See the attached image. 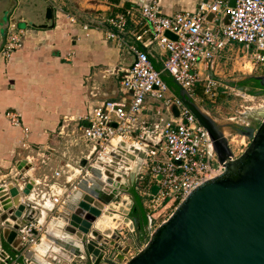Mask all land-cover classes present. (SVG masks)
I'll return each instance as SVG.
<instances>
[{
  "label": "built area",
  "instance_id": "2783aa9c",
  "mask_svg": "<svg viewBox=\"0 0 264 264\" xmlns=\"http://www.w3.org/2000/svg\"><path fill=\"white\" fill-rule=\"evenodd\" d=\"M20 1L17 0V5ZM49 1L55 12L62 11L57 0ZM233 1L230 4V0H200L194 10L165 15L157 1L143 0L101 20L80 22L86 31L90 28L102 29L106 39L127 48L132 61L116 73L119 97L96 99L82 117L83 122L69 133L66 124L58 130V134H71L73 140L84 143V149L75 163L80 170L79 176L71 188L72 191L77 189L78 180L89 175L86 168L78 165L81 157H85L87 163L93 166L95 163L112 165L116 162V155L129 158L127 153L133 156L135 151L142 153L141 165L130 185L141 198L145 209L143 230L147 241L160 223L165 221H157L163 209L179 204L203 181L221 174L225 168V162L218 159L207 129L168 86L162 74L166 73L175 79L197 105L203 97L209 102L217 99L221 83L215 68L219 63L225 66L239 63L243 72L260 71L264 74V0ZM208 12L213 13L211 20L206 18ZM223 12L229 16L226 25L221 24ZM68 17L72 22L77 21L75 16ZM131 25L140 29L130 39L124 37L123 33ZM165 30L171 31L176 39L165 36ZM24 32L25 29L17 24V20L7 19L5 42L0 49L1 59L9 60L12 53L22 47ZM152 45L166 52L159 69L155 67L147 49ZM148 102L154 105L157 114L151 123L144 115ZM174 105L178 109L177 116L172 112ZM6 115L12 125L22 126L17 112H7ZM22 128L20 145L26 148L29 129L26 126ZM226 138L232 152L230 159L238 157L249 142H242V147L237 150L234 139ZM68 166L65 164L66 168ZM62 168L53 170L52 176L58 178ZM123 170L128 173L129 169L123 166ZM16 171L0 185L15 179L21 202H28V208L36 211L33 219L18 230L21 244L26 250L40 243L47 230L45 222L48 216L61 211L70 191L56 190L46 176L41 186L34 185L35 188L28 195L24 194L22 188L26 181ZM126 177L120 181L129 185ZM124 216L129 218L127 214ZM130 221L131 226L126 223L125 227L121 225L113 230L115 239L104 236L107 242L96 240L100 264H126L134 256L125 258L121 255L124 243L136 235L133 220ZM147 241L138 246L134 254ZM25 262L29 264L30 260L26 259Z\"/></svg>",
  "mask_w": 264,
  "mask_h": 264
},
{
  "label": "crops",
  "instance_id": "0c3cea01",
  "mask_svg": "<svg viewBox=\"0 0 264 264\" xmlns=\"http://www.w3.org/2000/svg\"><path fill=\"white\" fill-rule=\"evenodd\" d=\"M141 1L57 0L62 11L56 12L55 25L51 29H39L31 25L43 21V0H23V5L16 7L14 14L18 16L17 24L25 29L23 45L12 53L9 60L0 58L1 183L8 176L12 177L16 170L20 172L17 163L26 160L29 167L24 170L21 179L24 182L28 178L33 179V189L34 185L41 186L47 176L56 190L70 191V195L73 193L72 183L79 176V172H76L79 168L75 164L79 155L73 160L72 154L76 149L80 154L84 143L73 140L71 134H58V130L66 124L69 133L78 123L83 122L82 117L95 104L96 99L119 97L116 73L132 61V55L126 47H119L114 41L106 39L102 29L84 30L80 22L101 20ZM155 1L162 14L171 15L182 10L196 9L200 0ZM68 15L75 16L77 21L72 22ZM139 29L135 25L128 26L123 35L131 39ZM147 49L151 58L161 65L166 52L155 45ZM115 66H119L116 73L110 74L108 70ZM174 92L178 94V90ZM7 112H17L22 126L12 125ZM144 115L149 123L155 121L157 114L152 103L148 102ZM24 126L29 129L26 148L20 145ZM126 160L127 164L123 166L131 172L127 173L125 180L130 185L139 170L142 155L139 153L134 159ZM65 164L69 166L66 168ZM58 167H63L62 172L58 178H54L52 171ZM68 200L66 198L65 203ZM63 211L69 209L63 206L60 212L48 216L52 222L46 226L41 243L31 248L38 261L53 264L48 259L51 256L52 260L61 264L74 257L67 250L68 254L61 251L63 248L52 240V236L59 237L61 226L65 223L56 217ZM45 241L46 253L41 259L36 250ZM80 258L83 257L80 255ZM14 259L12 264H20L22 256L18 255Z\"/></svg>",
  "mask_w": 264,
  "mask_h": 264
},
{
  "label": "water",
  "instance_id": "95a60500",
  "mask_svg": "<svg viewBox=\"0 0 264 264\" xmlns=\"http://www.w3.org/2000/svg\"><path fill=\"white\" fill-rule=\"evenodd\" d=\"M43 1V21L31 25L39 29H51L55 25V8L49 0ZM233 3L230 0V4ZM16 5L17 0H4L0 10V49L5 42L1 15H9ZM212 17V12L206 14L208 20ZM228 22L229 16L223 12L221 24L226 25ZM164 35L176 39L169 30H165ZM118 67H112L108 72L115 74ZM251 77L264 87V74ZM172 80L178 87L182 102L207 129L218 159L225 162V168L221 174L203 181L193 189L126 264H264V118L257 127L238 125L237 132L246 136L249 142L238 157L230 159L232 152L220 125L189 99L175 79ZM237 88L243 90L241 86ZM172 112L178 115L175 105L172 106ZM127 156L135 158L129 153ZM117 158L120 162L118 155ZM113 164L117 166L116 162ZM78 165L86 168L89 175L81 177L76 183L77 189L73 190H81L79 199L74 203H65V208L70 210L58 216L65 220L61 226L62 231L77 239V244L54 236L52 240L77 259L81 255L83 264H100L98 249L95 248L96 240L107 242L104 236L115 239L116 235L110 228H97L95 223L100 218L98 216L106 205L112 204L121 194L128 195L126 197L130 202L124 212L128 215L133 196L129 185L120 181L121 176L127 175L125 171L121 170L120 174L115 175L116 179L112 180L114 166L109 165L106 171L108 180L105 182L101 170L88 164L85 157L79 159ZM27 167L29 164L26 160L17 163L21 174ZM16 182L14 179L6 185H0V264L11 263L18 255L22 256L20 264H26V259L30 260L31 249H23L18 230L33 219L36 211L28 208V202H21ZM33 184L34 180L28 178L22 192L28 195ZM24 211L26 213L23 215ZM4 243L10 249H5Z\"/></svg>",
  "mask_w": 264,
  "mask_h": 264
},
{
  "label": "rangeland",
  "instance_id": "374dc122",
  "mask_svg": "<svg viewBox=\"0 0 264 264\" xmlns=\"http://www.w3.org/2000/svg\"><path fill=\"white\" fill-rule=\"evenodd\" d=\"M22 3H23V0H21L18 3V5H16L14 7V9L12 10V12L9 15H7V16L5 14L1 15L2 19L4 20V22H3L4 24L2 25L3 34L5 33V27H6L7 19L12 18V20H15V21L18 19V16H16V14H14V11H15L16 7L21 5ZM3 4H4V0H0V10H1ZM215 71H216L217 76L220 78V83H221L219 90H218L219 95L214 102H209V101H207V98L203 97V100L200 103H198V106H200V108L202 109V111L204 113H206L218 125H220V128L223 130V133L226 137H232L234 139V142L236 143L235 146L238 150L240 147H242V145H241L242 142H247V140H249V139L246 136L239 134L235 130V127H237L238 124L239 125L249 124V125H252L254 127L258 126V124L264 118V92L258 91V92H260L259 94H257L258 92H255V93L250 92L251 90H253V87L250 84L247 85L246 87L241 86V87H243L242 88L243 90H239L237 88L239 86H236V85L230 86L227 83L232 84V83L238 82L240 80H245L247 78H250L251 76L260 75L262 73L260 71H252L251 73H248L247 71L243 72L240 69L239 63H235L232 66L231 65L225 66V65H222V63H219L218 66L215 68ZM172 83H173L174 87L178 90L177 85L174 82H172ZM78 155H79V152L76 149L75 152L72 154L73 160H75V158ZM111 164H113V163H111ZM112 166L115 167V164H113ZM118 166L119 165H117L116 167H118ZM121 170L123 171V168L120 167V171ZM76 172L78 173L79 170H77ZM127 172H131V170H127ZM7 178H9V176ZM126 196H128V195L125 194L124 196H122V195L117 196L115 199L116 202H114V204H116V205H118L117 203L120 204L122 202V198L126 197ZM177 205L178 204H175L169 208L163 209L161 211V214H160L161 216L158 218L157 221H161L163 219L166 220L171 215V213L174 211V209ZM109 210L114 211L112 209H109ZM129 211H130V209H129ZM114 212H116V211H114ZM116 213H118V212H116ZM102 214L103 213L101 212L98 217H101ZM121 215L125 218L127 217V216H124V214H121ZM58 216H59V214L56 215V217H58ZM130 219L133 220L132 218H130ZM50 222H52V219L47 218V220L45 222V228H47L46 226H48L50 224ZM125 224H126L125 222H120L115 227L113 226L110 229L111 230L112 229L114 230L115 228L118 229V228H120L121 225H123L125 227ZM133 224H134L136 235H134L133 238L130 237L127 240V242L124 243V246L122 248L123 253L121 251V255H123L125 258H129L131 255H135L134 253L136 252L137 247L140 245H143L147 241L144 238V230L143 229L145 226L139 230L136 227V224L134 221H133ZM95 230L100 232V230H98V229H95ZM113 232H115V231H113ZM124 233L126 234V232H124ZM45 253H42L41 256L44 255ZM48 259H50L54 263L56 262V264H60L56 260L55 261L52 260L51 256H49ZM21 262H22V259H21ZM83 262H84V260L82 258L75 259L74 257H72V260L65 262V263L63 262L61 264H83ZM7 264H12V263L9 262ZM13 264H17V262L16 263L14 262ZM18 264H19V262H18ZM29 264H38V263L35 261H32V263H29Z\"/></svg>",
  "mask_w": 264,
  "mask_h": 264
},
{
  "label": "bare ground",
  "instance_id": "6f19581e",
  "mask_svg": "<svg viewBox=\"0 0 264 264\" xmlns=\"http://www.w3.org/2000/svg\"><path fill=\"white\" fill-rule=\"evenodd\" d=\"M199 108H200V106H199ZM201 109V108H200ZM202 110V109H201ZM140 152H137V151H135V155L134 156H136L137 154H139ZM141 155H142V153H140ZM124 156H120V159L122 160V162H119L118 160V158L115 160L116 161V163H117V165H125L126 166V159H128V158H123ZM118 161V162H117ZM123 163V164H122ZM95 166L96 167H98L99 169H101L102 171V178H103V180L105 181V182H107V180H108V176H107V174H106V171L108 170V168H109V165H107V164H99V163H95ZM120 166H118V167H114V170H112V173L114 174L113 176H112V180H114V179H116V174H120ZM91 176V175H90ZM121 178H123L122 176H121ZM80 195H81V190H77V191H75V192H73L71 195H70V197H69V200H68V202L69 203H74L77 199H79V197H80ZM124 196V195H123ZM124 198V200L120 203V204H118V205H116V204H114V203H112V204H109V205H106V207L103 209V211H102V216L100 217V218H98L97 219V221H96V226H97V228H99V229H101V230H104V229H106V228H111V227H115L117 224H119L120 222H125V223H128L130 226H131V221H130V219L129 218H125V217H123L121 214H120V212H122V213H124L126 210H127V207H128V205H129V198L128 197H123ZM70 206V205H69ZM110 208H113L112 210H114V211H116V212H118V213H116V212H114V211H110L109 209ZM67 209H69L68 207H67ZM70 210V209H69ZM66 212H68V211H66ZM60 220H64L63 219V217L62 216H60ZM65 221V220H64ZM113 230V229H112ZM56 233V232H55ZM58 233V232H57ZM59 234V233H58ZM59 238H61V239H63V240H69V241H72V242H76L75 244H77V239L75 240L74 238H73V236H70L69 234H66V233H64V231H62V229H61V233L59 234ZM41 241H42V239H41ZM41 243V242H40ZM39 243V244H40ZM38 245V244H37ZM36 246V245H35ZM58 249H59V247H58ZM50 250V249H49ZM36 251H38L37 253H38V255L40 256V258L42 257L41 256V254L42 253H45L46 252V242H43L41 245H39L38 247H37V250ZM52 251H53V249H52ZM61 251H63V252H65L66 254H68L64 249L63 250H61ZM36 254V253H35ZM37 255V256H38ZM70 255V254H69ZM39 259V258H38ZM42 259V258H41ZM30 260H33V261H35V262H37L38 264H49V261H47V262H42V261H38L35 257H34V254H33V250L31 251V254H30ZM53 264H56V263H53Z\"/></svg>",
  "mask_w": 264,
  "mask_h": 264
},
{
  "label": "trees",
  "instance_id": "16d2710c",
  "mask_svg": "<svg viewBox=\"0 0 264 264\" xmlns=\"http://www.w3.org/2000/svg\"><path fill=\"white\" fill-rule=\"evenodd\" d=\"M111 1H118V0H111ZM152 61H153L154 65H155V67H156L157 69H159V68L161 67V65H160V64H157V63L154 61V59H152ZM162 78L164 79V81L168 84V86H169L172 90H174V91L177 90V89L174 87L173 83H172L173 80H172V77H171V76H169V75L166 74V73H163V74H162ZM130 193H131L132 196H133V204H132V207H131V209H130V211H129L128 216H129L130 218H133L134 220L136 219V221H135L136 227L140 230V229H142V228L144 227L145 222H146L145 209L143 208L141 198H140L139 195L134 191V189H131V190H130ZM3 247H4L5 249H7V250L10 249L9 246H8L6 243L3 244Z\"/></svg>",
  "mask_w": 264,
  "mask_h": 264
},
{
  "label": "flooded vegetation",
  "instance_id": "af4514ba",
  "mask_svg": "<svg viewBox=\"0 0 264 264\" xmlns=\"http://www.w3.org/2000/svg\"><path fill=\"white\" fill-rule=\"evenodd\" d=\"M249 84L253 87V90H251L250 92H252V93H255V92H258V91L264 92V87L260 86L259 83H258V80L254 79L253 77H250V78H247L245 80H240L238 82L232 83V85L243 86V87H246ZM244 125H246V124H244ZM247 125H249V124H247ZM250 126H252V125H250ZM237 127H239V126H237ZM237 127H235V130L237 129ZM135 221H136V219L134 220V222Z\"/></svg>",
  "mask_w": 264,
  "mask_h": 264
}]
</instances>
